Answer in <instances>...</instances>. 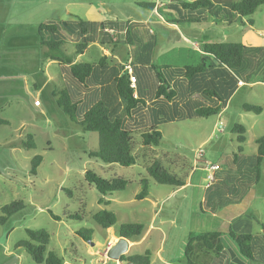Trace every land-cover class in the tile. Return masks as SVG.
<instances>
[{"label": "rangeland", "instance_id": "rangeland-1", "mask_svg": "<svg viewBox=\"0 0 264 264\" xmlns=\"http://www.w3.org/2000/svg\"><path fill=\"white\" fill-rule=\"evenodd\" d=\"M10 1L0 0L1 9L5 6L6 8L17 6L18 0ZM66 1L75 0H51L45 6V11L54 8L55 14L64 16L62 5ZM92 1L96 8L100 7L104 11L111 9L109 14H105L108 15L107 20L112 19L115 14L118 15L117 21L123 24L124 29L127 20L139 23L137 20L151 14L150 11L136 6L135 1L157 3V0ZM168 1L170 0H158V3L167 4ZM235 1L237 0H233ZM34 2L35 0H29L27 4L19 3V11L23 10L19 15L8 12L7 17H0V28L7 29L17 24L23 26L25 30H30V25L36 22L34 19L37 14L33 8H37V3ZM104 2V6H101ZM87 8L89 7L81 4L71 6L69 10L75 15V20L78 18L86 20ZM168 9L169 12L161 9L160 16L157 14L149 16L151 18L149 24H136L135 28L132 26L130 33L135 41L132 45H127L124 38H120L119 43L106 45L107 50L112 51V55H117L120 59L127 55L131 58L135 56L145 59L151 54L152 62L157 64L159 61L162 64L164 57L159 58L174 47L195 49L194 44H188L184 38L187 29L183 23L188 20L185 11L180 5L173 8L168 6ZM193 14L197 17L201 15L208 17V12L204 9ZM219 14V19L211 18L222 24L211 26L207 23L203 28H194L201 35L195 39V43L198 45L204 41L237 43L248 32H253L256 36L259 34L264 43V6L251 17L254 22L252 28L248 27L246 19L242 23L227 26L222 21L227 16L222 12ZM196 16L192 20H197ZM206 21L208 22L207 18ZM137 26L147 28L156 39V47L152 53L147 48L149 35L142 32V29L139 30ZM204 30L212 37L203 39ZM101 36L100 30L93 28L89 37L98 44L93 45L89 53L84 54L83 62L93 64L104 55L99 44ZM65 37L68 41L64 45L63 53L70 61H74L77 57L75 45L81 40L67 34ZM108 41L109 38L103 43L106 44ZM27 48L28 46L10 45L6 42L4 34L0 37V120H10L9 123L0 126V218L3 216L2 207L13 202H21L23 205L22 210L5 221H0V264H34L24 250L16 249V245L27 238L26 229L46 231L49 234L47 251L56 253L63 259V264H118L113 260L104 259L101 255L108 242H115L114 237L117 236L120 225L129 222L143 224L144 234L152 232L143 242L130 246L129 252L143 254L145 250H149L152 256L151 264H163L162 260L184 264V248L188 234L218 231L219 224L215 220L217 217H211V209L218 212L220 202H227V197L232 192L240 195L242 191H245L246 196H243L240 204L245 203L238 207L240 211L234 210L233 215L243 212L238 222L248 221L249 226L243 227L248 230L238 228L236 223H231L230 228L236 233L252 234L256 242L263 245L260 236L263 235L264 225V160L258 182L250 188H244L248 187V182L255 179L251 165L255 161L256 139L264 135V86L251 85L258 79H264L263 49L246 56L247 60L243 68L237 71L238 75L225 70L228 73L225 81L219 77L215 78L221 85L224 84L230 99L221 115L207 118L178 120L174 119L171 111H166L164 115L154 112V118L147 115L146 122H136L125 115L124 102L115 95H110L113 91L109 81L111 77L101 86L82 87L83 89L75 82V90L89 97L80 102L81 110H87L93 105V101H101L108 108L111 119H120L123 127L134 132L140 125L161 124L159 126L161 144L157 148L149 149L146 154L149 158H160L167 170L186 178V184L178 189L151 182L149 196L138 200L135 197L141 191L139 180L146 175L143 164L122 167L117 164H105L91 156L90 154L95 153L98 148L97 134L83 132L62 111H58V108L48 111L43 131L32 138L35 149L27 151L23 148L26 134L32 131L38 119L40 125L43 123L38 114L30 108L34 106L33 98L43 105L51 102L50 104L55 106L50 94L51 85L55 86L57 91L65 90L56 80L47 85L42 84L48 77L42 64H38V70L34 73L37 61L39 63L42 59L37 60L35 66H30L27 54H24L28 52ZM49 70L48 73L55 77V73L59 71L58 65L55 64ZM27 79L30 81L29 85L33 83L36 87H27ZM239 82L242 87L240 85L234 94L231 93L228 87L233 89ZM145 88L150 90L147 85ZM244 104L261 107V114L244 111ZM193 111V108H179V113L183 117L192 114ZM236 124L244 126L246 131V140L242 144L237 142L236 135L232 133ZM12 146L16 148L20 146L21 155L4 151H9ZM239 146L242 148L240 154L237 151ZM197 151L202 152V157L196 155ZM142 152V149L138 148L137 153L141 155ZM22 156L25 158L30 156L31 160L35 156L42 157L36 176L30 173L28 161ZM203 162L220 166L221 170L216 172L217 180L214 179L213 182L208 180V176L212 174L204 168ZM87 171H92L104 179L122 177L131 180L132 184L122 192L107 196L105 201L109 200L108 206L100 205L98 200L101 196L94 186L85 181ZM210 185L213 187L209 189ZM100 210H108L115 215L116 224L111 229L104 230L93 222L91 216ZM52 214L58 216L60 220H54ZM75 214L82 218L65 219L66 216ZM81 229L91 231L90 239L86 242L77 235ZM220 230L227 231L225 228ZM141 238L132 239L131 242H139ZM230 247L235 248L233 243H230ZM253 250L256 258L264 256L260 253L259 246ZM236 258L237 255L233 257ZM242 261L240 263L262 264L258 261Z\"/></svg>", "mask_w": 264, "mask_h": 264}, {"label": "trees", "instance_id": "trees-1", "mask_svg": "<svg viewBox=\"0 0 264 264\" xmlns=\"http://www.w3.org/2000/svg\"><path fill=\"white\" fill-rule=\"evenodd\" d=\"M177 3L185 11L195 12L201 9L207 10L212 14L222 12L227 16V25L234 23H242L247 20L248 27H253L254 22L252 16L256 11L264 6V0H237L225 6H215L210 0H195L192 2L178 0ZM139 8L146 11H153L156 7L154 2H139L136 1ZM117 21L106 20L102 23L94 24L82 19L74 21H61L58 23L40 24L37 28L39 44L44 49L46 59L58 62L64 69L71 81L78 85L88 88L98 86V82L89 83L93 79L95 69H101L105 66L107 56H102L96 64L79 62L72 64L68 60L62 50L64 38L61 36V31L69 36L80 37L81 41L75 45L76 56L83 54L88 45L92 41L87 37L93 28L115 30L114 24ZM128 29V28H127ZM47 35L49 40H45ZM115 38V35H113ZM124 40L127 45H132L133 39L129 37L128 31L124 35ZM114 39L110 38L107 44L114 43ZM105 44V43H104ZM101 42V45H104ZM201 52L196 50L178 48L173 50L168 55L175 58H168L161 64L141 63L144 68L145 80L148 88L152 86V94L150 96H142L138 91V83L141 80L139 73L135 70L133 59H131L133 75L136 77V83L132 84L129 80V75L122 72L120 76L113 79L114 95L122 100L125 104V115L131 120L140 122L135 114L141 113L150 115L154 118L153 113L158 112L165 114L171 111L174 119H194L207 118L209 116L219 115L225 109L230 99V94L225 90L224 84L219 90L213 78L225 81L224 70L231 71L234 74L242 69L246 56L257 49L249 47L241 42L229 43H209L201 46ZM168 56V57H171ZM128 61V60H127ZM213 61L214 63H210ZM221 66L220 72L217 66ZM123 71V68H122ZM201 85L206 81L209 86H201L199 89L193 90L192 85L196 82ZM151 85V86H150ZM150 86V87H149ZM228 85H226V88ZM228 90L232 93L233 89L229 86ZM52 97L55 99L59 109L81 128L83 132L95 133L98 137V148L95 153L90 155L101 160L105 164H117L122 167H132L137 164H143L145 176L139 180L141 191L136 195V199L142 200L149 196L151 182L158 185H168L175 188H182L186 184V178L179 177L175 173L167 170L160 158H149L147 152L151 148H157L161 144L162 136L159 131V123L140 125L136 132L122 126L120 119H111L109 110L101 101H94L93 105L87 110L79 108L80 102L84 99L76 93L73 88H66L60 92H52ZM149 101H159V108L149 107ZM173 102V105L170 103ZM148 103V104H147ZM193 108L192 114L183 115L179 113V108ZM155 105V104H154ZM243 110L254 114H261L262 108L255 105L244 104ZM173 119V120H174ZM141 120V119H140ZM7 124L6 121L0 120V126ZM245 128L242 125H234L232 133L236 135V140L239 144L245 142ZM134 135H137L136 137ZM256 155L255 161L251 165L254 169V181L248 182V187H252L260 179L261 165L264 160V135L256 139ZM23 148L26 150L35 149V144L30 136L26 137L23 142ZM138 148L142 149V154H138ZM238 153H242V148H237ZM236 159L238 155L235 156ZM42 161L41 156H35L30 162V173L33 176L37 175V169ZM220 171V169H219ZM219 171H216L217 173ZM214 174V179L217 180V173ZM214 180V181H215ZM85 181L94 186L101 198L98 204L105 206L109 205L107 196L113 193L122 192L127 186L132 184L131 180L122 177H113L104 179L92 171H87ZM213 187L210 185L208 188ZM71 193V192H70ZM246 193L242 191L240 195L232 192L227 197V202H220L219 209H222L228 204H237L242 196ZM212 198V197H211ZM23 205L21 202H13L1 208L3 216L0 221H5L8 217L13 216L20 210ZM218 209V210H219ZM211 209L210 214L215 213ZM54 220L59 221L60 218L52 214ZM82 217L78 214L66 216V220H80ZM93 222L104 230H108L115 226L116 217L108 210H100L91 216ZM263 235L260 242H256V238L250 233H236L231 228L227 232L209 231V232H190L187 243L184 248V264H244L242 260L258 261L264 264V256L256 258L254 256V247L259 246L260 253L264 255V225ZM144 225L141 223H124L118 229L117 237H122L132 241L142 237ZM27 238L20 241L16 245V249L24 250L31 258L34 264H63V259L54 252H48L49 234L44 230H29L26 229ZM90 230L81 229L77 235L83 240L90 239ZM233 243L235 248L230 247ZM237 255L238 258L233 259ZM241 260V261H239ZM131 262L133 264H150L151 255L149 251L143 254L123 255L120 258V263ZM246 264V263H245ZM248 264V263H247Z\"/></svg>", "mask_w": 264, "mask_h": 264}, {"label": "crops", "instance_id": "crops-1", "mask_svg": "<svg viewBox=\"0 0 264 264\" xmlns=\"http://www.w3.org/2000/svg\"><path fill=\"white\" fill-rule=\"evenodd\" d=\"M13 1L14 0H11L10 2H13ZM28 1L29 0H18L17 1V6L8 7V8H6V6H5L3 9H1L2 7L0 6V17H3V18L7 17L6 13H8V12H9V14L12 12L13 15L14 14L16 15V13H18V15L21 14L23 12V10L19 11L20 4H27ZM50 1L51 0H35L34 3H37V8L36 9L33 8V11H34V13L37 14L35 19H34V20H36V22L30 25V28H29L30 30H25V29H23V26H17V24H16L15 26H13L11 28H7V29L0 28V37H1L2 34H4V38L6 39V42L9 43L10 45H13V46H18V47H27L28 46V48L26 49V51H28V52H25L24 54H27L28 63L30 64V66H35L36 65V61L42 59V61H39V63L37 61V65L35 67L36 70L34 71V73L38 70V67H39L38 64L39 65L42 64V67L45 69L46 75L48 76L45 79V81H43V83H42L43 85H47V83H49V82L53 83V81L56 80V81L60 82V85H62L64 87V89H66V88L75 89L74 88L75 82L71 81L69 79L68 75L64 72L63 67L58 62L51 61V60H48V59L45 58L44 49L39 44V37L37 35L38 25H40V24H49V23H58V22H61V21H74L75 20L74 19L75 15L69 10V8L71 6L81 5V4H84V5L89 7V8H87V11H86V16H85L86 18L84 17L86 19L85 21L90 22V23H94V24H98V23H102V22L107 20L106 18L108 17V15H105V14H109L111 12V9H108V10L104 11V9H102L100 7L96 8L95 5H94V2L92 0H75L74 2L66 1L62 5V8H63L62 12H64V16H61L60 14H55L54 8H48V11H45V6ZM177 1L178 0H170V1L167 2V4H163L161 2L158 3V0H157L156 7H155V9L153 11H150V13L152 15L150 14L149 16L151 17L154 14H157V15L160 16L159 13H160L161 9H163V11H165V12H169L168 6L169 7L172 6V8H173V6L178 7L179 4L177 3ZM192 1H195V0H191V1H188V2H192ZM210 1L215 6H225L226 4H231L233 2V0H210ZM104 4H105V2L101 6H104ZM133 4H134V2H133ZM135 4H136V1H135ZM202 10L203 9L195 11V12H199V11H202ZM204 11H207V10L204 9ZM220 11L224 12V8H221ZM184 13H186V17L188 18V20L183 23V24H186L185 28L187 29L186 33H184V38H185V40L187 41L188 44H190V45L194 44V48H195V49H191V48H186V49H191V50H196L197 49L196 51L200 53L201 52V50H200L201 46L204 45V44L221 43V42H215V41L214 42H212V41L211 42L210 41L205 42L204 41L203 43H201V45H198L197 43H195V39L199 38L201 35H199L200 32H197L196 30H194V28H196V27L197 28L205 27L207 23H209L211 26L212 25L213 26H217L221 22L214 21L212 18L219 19L220 14H212V15H210L208 13V17H206L205 15L204 16L201 15L200 17H197L196 15L193 14V12L189 14V11H185ZM117 16L118 15L115 14V16H112V19H109V20L117 21L119 19ZM149 16H146V17L142 16V17H145V18H141V19L137 20V22H139V23H134V21L131 22V20L130 21L127 20V22H126L127 25H126L125 29L123 27V24H121L118 21L116 23H113L114 24L113 28H115V30H113V31L110 30V29H105V30L99 29L101 34H102L101 38L99 39V44H101V42L103 43V41L105 39H108V38L109 39L110 38L114 39V41H113L114 43H111V44L119 43L120 38H124L126 30L128 31L129 37L131 39H133V42H135L133 36L130 33V28L132 26L135 28L136 24L137 25L149 24L148 21L151 20V18H149ZM195 16H196L197 20H192V18H195ZM189 18H191V20H189ZM206 18L208 19V22L206 21ZM222 21L226 24L227 17L224 18ZM167 26H168V24H167ZM227 26H232V24L231 25H227ZM137 28L139 30L142 29L143 30L142 32H147V34L149 35V37H148L149 42L147 43V46H148L147 48H148V51L150 53H152L153 49L156 47V39L151 35V33L149 32V30L147 28L138 27V26H137ZM64 33L65 32L61 31V33H59V34H61V36H63L64 45H65V43H67V41H68V38L65 37L66 33L65 34ZM89 34H87V37L90 39ZM113 35H115V38H113ZM70 37L78 38V39L81 40L80 37H76V36H70ZM202 37H203V39H205L207 37H212V35H207L206 31L204 30V32H202ZM49 39H50V37H48V38L45 37V40H49ZM239 42H241V43H243V44H245V45H247L249 47H252L254 49H257L259 51H260V49L264 50L263 39H261L259 37V34H257V36H256V34H254L253 32L252 33H249V32L245 33L244 36L241 38V41H239ZM229 43H231V42H229ZM95 44H98V43L92 41V43H90L88 45L87 49L83 52V54L78 55L74 59V61H72V64L79 63L81 61L83 62L82 57L84 56V54L89 53L88 52L89 49ZM64 45L62 47V50L64 48ZM106 45H109V44L106 43L104 45H100L101 49L104 52L103 56H107V60H106L105 66L102 67L101 69H98V68L95 69V72H94V75H93V79L90 80L89 83L98 82V84H99L98 86H101L102 84L105 83L106 79L111 77V79L109 78L110 79L109 81L111 82L110 86L112 85V89H113V79L116 76H120L122 74L123 65L127 62V60L133 59V64L135 66V70L139 73V76L141 78V80L138 83V91H139L140 95H142V96H150L152 94L151 89H153V88L151 87L150 90H146L147 88H145V85H147V83H146V80H145L144 68L142 67L141 63L145 64V63L148 62V60H150L149 62L154 64V61L152 62V59H151V54H149L147 56V58H145V59L142 58V57H135V56L131 58L130 56L128 57V55L125 56V58L120 59L119 56H117V55L113 56L112 55L113 53H111L112 51L110 52L109 50H107ZM179 48H184V47H179ZM176 49H178V48L174 47V48L168 50L159 59L164 57L163 58V61H164V60H166L168 58H172L173 56L168 55V54L170 52H172L173 50H176ZM17 50H20V49H17ZM31 52H34L35 54H33ZM253 53H257V52L253 51ZM168 56H171V57H168ZM173 58H175V57H173ZM209 62L211 64L214 63L213 61H209ZM86 63H88V62H86ZM96 63H93V64H96ZM55 64L58 65L59 71L56 72L55 73V77H53L48 72L50 71L49 69L54 67ZM221 68L222 67L220 65L217 66V69H218L219 72H220ZM236 74L238 75V72ZM25 76L29 77V75H25ZM216 76L218 77L219 73ZM227 76H228V73L225 75V79H226ZM263 77H264V73H263ZM262 79H260V80L258 79L257 81L252 82L251 85L255 86L256 84H261V85L264 86V79H263V81H261ZM213 80H214L215 86L219 90H221V87H222L221 83L217 82L215 78H213ZM29 82L30 81L27 79L26 80L27 87L35 86V85H33V83H31V85H29ZM239 83H241V82H239ZM239 83L238 84L236 83V86L233 87V94L235 93V91H237L238 87H240L241 84H239ZM201 86H203V87L209 86V83L206 81L205 83H203L201 85V83L197 81L196 83H194L192 85L191 89L196 90V89H199ZM241 87H242V85H241ZM83 88L81 86V89H83ZM50 90H51L50 91L51 96H52V92H60V91H57L56 87L53 86V85H51V89ZM61 91H63V90H61ZM75 91H76V93H78V95H81L78 92L79 90L78 91L75 90ZM110 95H114V90L111 91ZM32 96L34 97V95H32ZM81 96L84 97V99L85 98L86 99L89 98L88 96H83V95H81ZM52 99L54 101L55 106H52V104H50L51 102L47 103L46 105H43L42 103H40L39 106H35L34 104H33L34 106H30V108H32L38 114V116L41 118L43 123H41V125H40V122H39V119H38V121L36 122V125L33 126L32 131L27 133L26 136H30L31 138L34 139L36 134H38V133L43 131V129H44L43 125H44V122L46 120L45 116L47 115L48 111H51V110H53L55 108L59 109V107L56 105L55 99L53 97H52ZM33 100L36 101V98H33ZM148 103H149L148 106L151 107V108H154V107L155 108H159V106H161L159 104V101H155V102L149 101ZM170 104L173 105V102H171ZM188 105L191 108L190 103ZM226 107H225V109H226ZM58 111H61V110L59 109ZM223 111H221V113L219 115H221L223 113ZM54 114H58V112H54ZM135 117L140 121V123H142V122H146L145 119H146L147 115L143 114V116H142L141 113H138V114H135ZM6 122L9 123L10 120L8 119ZM4 151L7 152V153L9 152L10 154H13V153L16 154L17 153L18 155H21L20 146H19V148H16V147L12 146V148L9 151H7V150H4ZM22 158L24 159L25 157L22 156ZM25 159L28 161V166L30 167L31 157L30 156H26ZM242 200H243V196L241 197L239 203H237V204H228L225 207H223L222 209H219L218 212H215V213L211 214V217L212 216L213 217H215V216L217 217V219L215 218V220H217V223L219 224L218 225L219 226L218 227V231L225 232V231L220 230V228L221 229L225 228L228 231V229L231 226V223H236L235 225L238 228L242 227V229H245V228H243L244 226L245 227L249 226L248 221L247 222H242V221L238 222V219H240V216H242L243 212H241L240 214H237V215H233V211L234 210L240 211V209L238 207L239 206L240 207L243 206V204L245 203L244 202L243 204H240ZM237 223H240L241 225H239ZM245 230H248V228H246ZM246 232H248V231H246ZM150 233H152V232H146L145 234L143 233L142 238H141V240L139 242H131V241L127 240L128 241V252H127L126 255H135L136 253L129 252L130 251L129 247L130 246H134L137 243L143 242L144 239L147 238V235L150 234ZM114 238H115L114 240L116 242L117 236L114 237ZM110 243L112 245L114 244L113 241H110ZM159 250H161V249H158V251ZM145 251H149V250H145ZM150 255H151V253H150ZM101 257H103L104 259H107V258H105V256H103V254L101 255ZM151 259H152V256H151ZM162 263L163 264H174L173 262L167 261V260H164V261L162 260ZM118 264H122V263H118ZM123 264H125V262Z\"/></svg>", "mask_w": 264, "mask_h": 264}, {"label": "built area", "instance_id": "built-area-1", "mask_svg": "<svg viewBox=\"0 0 264 264\" xmlns=\"http://www.w3.org/2000/svg\"><path fill=\"white\" fill-rule=\"evenodd\" d=\"M123 72H125L126 74L129 75V80L132 84L136 83V77L133 75V71H132V65H131V60H128L124 65H123ZM241 84V83H239ZM34 105L35 106H39L40 102L39 101H34ZM196 155L198 157H202V152L201 151H197ZM204 163V168L211 173L212 175L208 176V180L213 182L214 181V176L213 174L218 171L220 169V166L218 164H209L207 162H203ZM112 244L110 242L107 243L106 245V249L103 252V256L106 255L107 251L111 248Z\"/></svg>", "mask_w": 264, "mask_h": 264}, {"label": "water", "instance_id": "water-1", "mask_svg": "<svg viewBox=\"0 0 264 264\" xmlns=\"http://www.w3.org/2000/svg\"><path fill=\"white\" fill-rule=\"evenodd\" d=\"M128 252V241L122 237H117L116 242L107 251L105 258L120 263V258ZM125 264H133L125 262Z\"/></svg>", "mask_w": 264, "mask_h": 264}, {"label": "clouds", "instance_id": "clouds-1", "mask_svg": "<svg viewBox=\"0 0 264 264\" xmlns=\"http://www.w3.org/2000/svg\"><path fill=\"white\" fill-rule=\"evenodd\" d=\"M213 176H214V174H213Z\"/></svg>", "mask_w": 264, "mask_h": 264}]
</instances>
